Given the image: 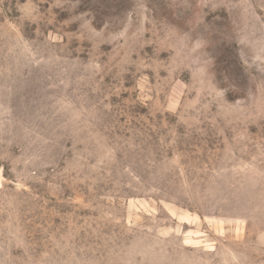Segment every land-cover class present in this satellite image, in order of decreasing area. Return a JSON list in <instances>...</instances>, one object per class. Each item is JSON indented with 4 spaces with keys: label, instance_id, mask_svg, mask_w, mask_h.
I'll use <instances>...</instances> for the list:
<instances>
[{
    "label": "rangeland",
    "instance_id": "obj_1",
    "mask_svg": "<svg viewBox=\"0 0 264 264\" xmlns=\"http://www.w3.org/2000/svg\"><path fill=\"white\" fill-rule=\"evenodd\" d=\"M0 264H264V0H0Z\"/></svg>",
    "mask_w": 264,
    "mask_h": 264
}]
</instances>
